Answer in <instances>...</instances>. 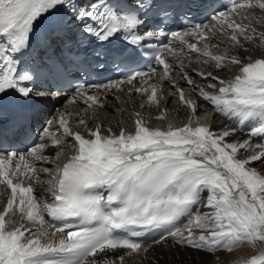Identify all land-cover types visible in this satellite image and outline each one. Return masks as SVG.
I'll list each match as a JSON object with an SVG mask.
<instances>
[{
    "label": "snow or ice",
    "instance_id": "obj_1",
    "mask_svg": "<svg viewBox=\"0 0 264 264\" xmlns=\"http://www.w3.org/2000/svg\"><path fill=\"white\" fill-rule=\"evenodd\" d=\"M254 48L264 50V0H0V111L25 102L0 120V186L9 192L0 264H173L185 254L199 264H264V174L251 167L264 165V54L253 57ZM116 72L122 79L108 78ZM65 89L64 110L46 120L39 103ZM115 93L146 97L140 107L160 121L176 97L187 122L152 127L136 111L133 131L104 129L97 114ZM198 100L222 128L201 122ZM79 102L82 110L68 109ZM41 119L39 142L10 150ZM245 129L248 138L235 139ZM44 184L47 195L37 194ZM154 230L159 239L145 243L141 233ZM242 246L255 254L221 261Z\"/></svg>",
    "mask_w": 264,
    "mask_h": 264
},
{
    "label": "bare ground",
    "instance_id": "obj_2",
    "mask_svg": "<svg viewBox=\"0 0 264 264\" xmlns=\"http://www.w3.org/2000/svg\"><path fill=\"white\" fill-rule=\"evenodd\" d=\"M257 14L259 15V12H257ZM222 51H223V47L220 50V52H222ZM261 52H264V50L255 49L254 48V49H252L250 51V55L260 54ZM195 69L201 70L203 68L199 67V68H195ZM207 70H212L214 74H217V71L215 70L214 65L210 66ZM189 73L196 79L197 83H199V84H203L204 83V81L201 78L197 77L195 75V73L192 72L190 69H189ZM132 99L136 100L134 97H132ZM198 103H200L202 105L201 108L208 107L209 109H211V111H213L212 106L207 104V102H203L201 100H198ZM172 104H176L177 110H179V112L181 111V107H180L179 104L176 103V99L171 98L170 107L172 106ZM124 106L127 107V108H130L127 103H123L122 105H120V107H124ZM137 106H138V104H137ZM114 108L106 109L104 115H106L107 117H111V116L114 117L116 115V113L113 112ZM69 110H71V108H69ZM180 113H183V111H181ZM221 120H224V118L219 116V114L215 112L214 117H213V123H212V129L213 130H219L220 128L223 127V125L220 123ZM112 121L115 124L117 122V118H114ZM225 123H230V122L225 121ZM240 138H244V139L248 138L247 137V132L244 131V133H241V132L238 131L236 133L235 139H240ZM253 143L255 144V142H253ZM241 153H244L243 149L241 150ZM251 167L256 168L258 171H260L262 174H264V165L260 164L259 162H256V163L252 164ZM201 210L203 211V209H201ZM169 243H171V241H169ZM154 247L156 248L157 254H160L161 246L160 245H155ZM165 254H167L166 250H165ZM253 254H255V253L250 247L242 246L240 248H237L231 254L222 252V253H220V256H221V261H226V260H238V259H241V258L246 259V258L250 257ZM201 255H203V254H201ZM134 259L135 258H128L129 264H132ZM169 259L171 260V257H169ZM199 259L200 258L196 257L194 254L192 255V258L189 259L188 255L185 254V255L181 256L180 260L174 261L173 264H181V262H182V264H193L194 261L196 262V264H199ZM217 264H221V262H217Z\"/></svg>",
    "mask_w": 264,
    "mask_h": 264
}]
</instances>
